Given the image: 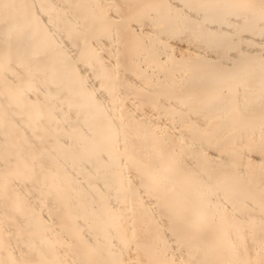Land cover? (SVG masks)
<instances>
[{
  "label": "bare ground",
  "instance_id": "1",
  "mask_svg": "<svg viewBox=\"0 0 264 264\" xmlns=\"http://www.w3.org/2000/svg\"><path fill=\"white\" fill-rule=\"evenodd\" d=\"M0 264H264V0H0Z\"/></svg>",
  "mask_w": 264,
  "mask_h": 264
}]
</instances>
